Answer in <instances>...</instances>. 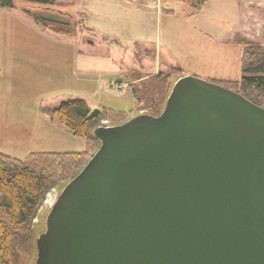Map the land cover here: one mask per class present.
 Returning a JSON list of instances; mask_svg holds the SVG:
<instances>
[{
	"label": "water",
	"instance_id": "water-1",
	"mask_svg": "<svg viewBox=\"0 0 264 264\" xmlns=\"http://www.w3.org/2000/svg\"><path fill=\"white\" fill-rule=\"evenodd\" d=\"M93 135L36 264H264V108L186 75L158 116Z\"/></svg>",
	"mask_w": 264,
	"mask_h": 264
},
{
	"label": "rangeland",
	"instance_id": "rangeland-1",
	"mask_svg": "<svg viewBox=\"0 0 264 264\" xmlns=\"http://www.w3.org/2000/svg\"><path fill=\"white\" fill-rule=\"evenodd\" d=\"M13 1L17 7L39 12L55 21L78 20L81 23L71 38L49 31V47H40L41 36L35 34L33 43L28 32L16 27L11 26L2 33L1 50L6 47L4 43L12 42L13 51L32 52L30 57L21 59L6 55L0 59V77H3L0 83L4 86H1L0 115L5 117L40 114L43 101L62 97L84 98L93 111L124 112L130 118L145 113L137 109L129 84L139 85L161 71L160 56L164 48L170 51L180 69L165 71L168 77L164 89L149 90L157 100L150 101L147 112L161 102L165 92L170 94L175 82L186 75L207 81L239 80L243 76L244 47L233 41L246 38L241 32L227 38L229 32L241 24L238 0H207L199 12L182 0H160L164 10L148 8L146 3L152 0H140L141 5L130 0H58L49 7ZM84 41L96 45L90 47ZM137 43L154 45L153 68L142 67L140 59L150 53ZM6 85L13 91L6 90ZM100 125L116 123L108 117L95 121L91 133ZM47 131L45 151L72 153L87 149L84 138L74 136L50 116ZM16 147L18 152L13 151ZM28 147L24 139H19L11 145L10 152L25 159L27 154L23 155L22 150ZM99 147L100 142L94 137L92 151L95 153ZM68 181L54 184L42 195L29 228L14 234L5 246L14 264H36L37 239L45 231L51 207ZM0 219H6L1 210Z\"/></svg>",
	"mask_w": 264,
	"mask_h": 264
},
{
	"label": "trees",
	"instance_id": "trees-1",
	"mask_svg": "<svg viewBox=\"0 0 264 264\" xmlns=\"http://www.w3.org/2000/svg\"><path fill=\"white\" fill-rule=\"evenodd\" d=\"M43 6L54 5L58 0H22ZM195 12L201 11L207 0H182ZM0 8L9 10L23 17L44 31L71 38L78 29L80 21H55L43 16L39 12L18 8L13 0H0ZM252 17L251 13L247 14ZM256 19V18H255ZM257 22V20H255ZM85 45L95 47V42L84 41ZM244 49L242 52L243 76L239 80H213L247 98L254 104L264 108V45L238 40ZM143 51H149L150 55L140 59L143 68H153L156 50L153 44L137 43ZM161 71L148 79L141 81L139 85L129 84L132 94L137 101L139 112L158 116L164 109L168 97L167 92L162 95L159 104L154 105L147 112L150 101L157 100L151 89H164L169 69L177 70L178 67L170 51L166 48L161 53ZM153 92V91H152ZM151 92V93H152ZM158 102V101H156ZM41 112L48 119L71 132L74 136L84 138L88 145L83 152L59 153V152H32L25 159H19L0 152V210L6 219H0V264H14L11 261V253L5 251L11 237L19 232L27 230L35 218L39 209L41 197L50 188L60 181H68L76 176L93 155V134L90 128L93 122L110 118L116 124L126 122L130 115L113 110L93 111L86 99L81 97H62L53 101H43Z\"/></svg>",
	"mask_w": 264,
	"mask_h": 264
},
{
	"label": "crops",
	"instance_id": "crops-1",
	"mask_svg": "<svg viewBox=\"0 0 264 264\" xmlns=\"http://www.w3.org/2000/svg\"><path fill=\"white\" fill-rule=\"evenodd\" d=\"M130 1L141 5L139 3L140 0H130ZM238 3H239L241 24L237 26L236 29H234L233 31L231 30L227 38H231L233 37V35L235 36L238 32H241L246 39L251 40L253 42L264 44V7H263L264 0H238ZM251 4H253V6H251ZM161 5L162 2L160 0L157 1L152 0L146 3V6L151 9L162 10L163 7ZM45 7H49V6H45ZM249 12L251 13L252 17L247 16ZM79 19L82 20V18ZM255 20H257V22ZM11 26L13 28L15 27L19 28L18 30H22L23 32H28L29 39L32 37L31 40L34 39L33 37L35 34L37 35V37L41 36V38L43 39L41 40L40 47H43V45L44 47H49L47 43V41H49V32L44 31L43 29L25 20L23 17L17 15L14 12L0 8V48L2 44V33L8 31L9 28H11ZM38 32L39 33L41 32L42 34L40 33L41 35H39ZM43 33H45V35ZM25 40H28V38ZM233 43L236 44L237 42L234 40ZM4 44L6 45V47H4L2 50L0 49V59L4 55H6V57L9 56L13 58L17 56L19 57V59H21L22 57L25 58L27 55H29L28 57L32 55V52H29V50L28 51L26 50L24 52L22 51V49L13 51L12 42H7ZM17 45L18 44H15L14 46ZM2 78L3 77H0V82L2 81ZM48 80H49V75H48ZM118 82H121V80H118ZM1 86H3V84L0 83V94H1ZM5 89L11 90L12 87L6 85ZM48 126H49V119L45 115H43V113L28 115L26 117L22 116V118H20L18 115L14 117L12 116L5 117L3 114L0 115V152L15 157L12 155V152H10L11 151L10 148L11 145L14 144L15 142H18L19 139L22 140L24 139L27 142V145L29 146L27 150H22L23 155L27 154L28 156L32 152H49V151H45L46 148H44L46 145L45 143L46 139L48 138V131H47ZM41 129H45V130H41ZM13 151L18 152L19 149L16 147L15 149H13Z\"/></svg>",
	"mask_w": 264,
	"mask_h": 264
},
{
	"label": "built area",
	"instance_id": "built-area-1",
	"mask_svg": "<svg viewBox=\"0 0 264 264\" xmlns=\"http://www.w3.org/2000/svg\"><path fill=\"white\" fill-rule=\"evenodd\" d=\"M122 88H123V86L120 87V89H122Z\"/></svg>",
	"mask_w": 264,
	"mask_h": 264
}]
</instances>
